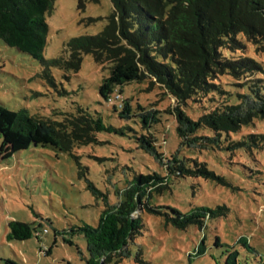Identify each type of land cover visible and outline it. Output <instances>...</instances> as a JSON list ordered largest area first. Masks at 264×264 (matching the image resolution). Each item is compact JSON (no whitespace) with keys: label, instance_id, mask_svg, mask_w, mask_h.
<instances>
[{"label":"trees","instance_id":"obj_1","mask_svg":"<svg viewBox=\"0 0 264 264\" xmlns=\"http://www.w3.org/2000/svg\"><path fill=\"white\" fill-rule=\"evenodd\" d=\"M84 1L98 2L81 0V4ZM52 2L0 0V40L39 60L45 67L43 75L51 82V67L77 72L84 55L89 54L108 69L98 86L105 101H111L116 92L120 94L122 85L147 81L159 84L178 102L191 104L190 112L175 107V132L178 144L194 152L185 156L175 150L164 164L169 174L224 182L198 158V152L225 148L248 153L251 147H264V69L259 59L264 54V0H110V12L97 33L73 36L58 56L45 59V15ZM100 18L88 17L86 22ZM116 101L112 109L117 116L133 121L141 130L128 126L138 147L158 154L150 130L163 122L160 110L134 106L130 99ZM52 115L30 114L0 103V135L11 141L50 146L77 159L73 154L76 148L97 143L98 132L124 133L107 124L101 112L80 105L73 111L54 110ZM249 128L258 130L245 132ZM77 164L85 176L86 167L78 160ZM164 178L155 173L135 174L116 203L105 201L95 226L71 228L72 233L85 238L86 264H117L126 257L129 242L143 227L144 209L163 215L178 229L189 225L200 228L210 218L225 214L224 205H195L185 212L174 207L161 211L162 206L149 205L151 192L161 188ZM7 226L9 240L27 239L32 232L28 222L16 219L9 220ZM237 242L251 247L244 236ZM201 245L203 240L197 252ZM238 255V249L228 250L225 264H238Z\"/></svg>","mask_w":264,"mask_h":264},{"label":"rangeland","instance_id":"obj_2","mask_svg":"<svg viewBox=\"0 0 264 264\" xmlns=\"http://www.w3.org/2000/svg\"><path fill=\"white\" fill-rule=\"evenodd\" d=\"M110 9V0L83 4L81 0H53L45 15L48 31L43 57L58 56L73 36L97 33ZM88 17L102 18L87 23ZM259 59L264 69V54ZM44 68L39 60L0 40V103L50 117L54 110L73 111L80 105L101 112L107 124L124 133L98 132L97 143L76 148L73 154L77 159L50 146L11 141L9 136L0 135V264H86L85 238L72 233L71 228L95 226L105 201L116 203L128 182L140 172L165 177L148 201L151 206H162L161 211L174 207L185 212L195 205H224L226 210L200 228L189 225L178 229L163 215L144 209L143 227L129 242V254L117 264H225V254L232 248L239 251L238 264H264L263 146L251 147L248 153L225 148L198 152V158L224 182L169 174L164 164L175 150L185 156L194 152L178 144L175 132V107L189 111L191 104L178 102L159 84L132 81L121 86L119 100L130 99L134 106L159 109L164 118L152 127L156 130H150L157 147L155 154L138 147L128 126L141 130L113 111L112 105L118 101L114 97L105 101L98 94L108 69L89 54L84 55L77 72L51 67L52 82L43 75ZM77 160L86 167L85 176L79 173ZM15 219L30 224L32 232L27 239L6 238L7 223ZM240 236L246 237L251 247L241 246L237 242ZM202 240V249L197 252Z\"/></svg>","mask_w":264,"mask_h":264},{"label":"built area","instance_id":"obj_3","mask_svg":"<svg viewBox=\"0 0 264 264\" xmlns=\"http://www.w3.org/2000/svg\"><path fill=\"white\" fill-rule=\"evenodd\" d=\"M119 98H120V94L116 92L115 95H114V99L117 100V99H119Z\"/></svg>","mask_w":264,"mask_h":264}]
</instances>
